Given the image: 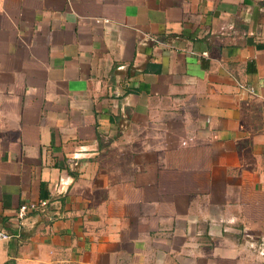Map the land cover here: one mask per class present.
Instances as JSON below:
<instances>
[{
    "label": "crops",
    "instance_id": "1",
    "mask_svg": "<svg viewBox=\"0 0 264 264\" xmlns=\"http://www.w3.org/2000/svg\"><path fill=\"white\" fill-rule=\"evenodd\" d=\"M0 230V264H264V0H0Z\"/></svg>",
    "mask_w": 264,
    "mask_h": 264
},
{
    "label": "built area",
    "instance_id": "2",
    "mask_svg": "<svg viewBox=\"0 0 264 264\" xmlns=\"http://www.w3.org/2000/svg\"><path fill=\"white\" fill-rule=\"evenodd\" d=\"M106 22V20H104ZM51 213V201L48 198H41L36 201H28L22 202L18 205L16 209V218L19 222H22L30 215L40 214L48 216V220H53L55 218L54 215H50ZM20 236V230L16 232H7L0 230V239L8 240L12 237Z\"/></svg>",
    "mask_w": 264,
    "mask_h": 264
}]
</instances>
